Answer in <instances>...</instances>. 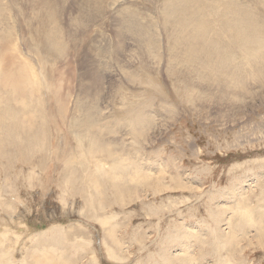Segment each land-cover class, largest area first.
<instances>
[{
  "label": "rangeland",
  "instance_id": "rangeland-1",
  "mask_svg": "<svg viewBox=\"0 0 264 264\" xmlns=\"http://www.w3.org/2000/svg\"><path fill=\"white\" fill-rule=\"evenodd\" d=\"M52 3L41 23L42 0H0V73L30 90L0 96V264H264V83L232 96L233 63L213 92L177 96L168 53L185 44L165 0ZM136 98L143 131L128 122ZM88 110L103 151L90 152ZM121 161L136 169L115 175Z\"/></svg>",
  "mask_w": 264,
  "mask_h": 264
},
{
  "label": "bare ground",
  "instance_id": "bare-ground-1",
  "mask_svg": "<svg viewBox=\"0 0 264 264\" xmlns=\"http://www.w3.org/2000/svg\"><path fill=\"white\" fill-rule=\"evenodd\" d=\"M165 1H166V4H165V12H164L165 19L164 20L166 22V27H167V28H165V30L173 27L176 30V33H175V35H173L172 39H175V41L178 40V41L182 42L183 44H185L184 45L185 47L184 46L181 47V45L177 46L175 51L168 53V58L175 59L177 62V66H179V67H176L175 65H168V67H167L171 71L170 75H171V78L173 81V86H177V87H174V94H176V92H177V96H178V94L180 95L181 93H183V91H185V92H187L186 94H191L192 96L194 94V96H196V95L201 94L200 91L206 90L207 88H209L213 92L214 89L216 88V86L215 85H209L208 86V84H210V83H207V81L209 82V80H211V83H212L215 80V77H217L216 74H220V73L225 74L224 72L226 70H229V68H231L233 66V63H234L235 68L237 67V69H238V70L236 69L237 70V72H235L236 75L234 76V75L230 74L231 71L233 70V68H232V70H230V73L228 72L229 75L226 74V75H228V78H230V79H228V81H229L228 85L226 84L227 87H229L230 90L232 89V90L236 91V92H232V96H238V97L245 96L246 95L245 88H248V86H250V84L252 82L256 86H257V83H264V17H260V16H264V14H260V11L258 9V7H259L258 5H257L258 6L257 12H254L255 11L254 9H250L251 7L249 8L247 6L241 5L240 3H237L236 0H165ZM254 1H256L257 4H260V7L264 11V0H254ZM54 2H55V0H54ZM52 4H53L52 0H42L41 5L44 7L41 8L42 6L41 7L37 6V8H39L41 11V20H40L41 23H42V20L46 19L47 17H51V19L56 18L54 7H51ZM206 8L210 12V16L212 17L213 21L210 18H209L210 19L209 21H207L205 19V17H208ZM56 12H57V10H56ZM132 21L136 22V18L133 17ZM162 23H163V21H162ZM134 27H135V23L132 26L133 30H134ZM150 34H151V32H149V36H150ZM144 41H145V39L143 40L141 38L139 40L140 43L138 42L139 45L143 46L145 44ZM49 43L55 47H58L61 45L59 40L56 37H54L53 35H49ZM120 44H122V43H120ZM148 44L150 45V47H152L153 45H156L157 43H156L155 37H150V39L148 40ZM148 44H146V46H148ZM169 47H171V46H169ZM140 48H142V47H140ZM148 48H149V46H148ZM155 53H156V51H155ZM233 56H235V59H232V58H234ZM144 57H145V55H144ZM184 57L186 60L183 61ZM160 58H161V56L157 55L155 60H158ZM172 62H173V60H172ZM238 62H241L239 64H242L243 66H241L239 64L235 65V63L237 64ZM171 64H173V63H171ZM144 66H146V65H144ZM147 70H149V68ZM183 70H185V72H183ZM186 70L188 72H186ZM144 71H146V69ZM152 71H154V69ZM135 73H134V76H135L134 78H136ZM1 74L2 73H0V96H2V94L6 95V93L8 91H10V92H8V93H10L8 95V100H12V96L15 97V94L17 96H21L22 94L25 95L24 91H26V90H28V93H30V90L28 89V87L24 83V81L22 80L21 76L16 75L15 69L4 72L3 75H1ZM155 74L158 75V71H156ZM138 75H139V73H138ZM183 75H185V77ZM249 75H250L249 79H251V77H252L253 81L248 80ZM181 76H183L184 78H181ZM223 76H225V75H223ZM151 77H152V75H151ZM226 77H224V80H226ZM142 80H144V78L139 79V81H142ZM180 80H182V81L180 82ZM202 81H205V83ZM216 81H217V79H216ZM230 81H231V83H230ZM222 83H224V81ZM222 83H221V85L218 86V88H220V89L224 88L225 89V87H223L224 85ZM145 84H142V85H145ZM159 84H160V86L162 85L161 82H159ZM6 88L8 89L7 92L5 91ZM153 88H155V87H153ZM161 88L156 87L155 90H157L158 92H163ZM228 89H225L226 94H224V95H226V96L228 95V93L226 92V90H228ZM140 91H144V88H142ZM248 91H251V90H248ZM208 93L210 94V92H208ZM164 94L165 93L163 92V95ZM206 94H207V92H206ZM209 94H208V97H209ZM248 94H249V92H248ZM251 94H252V91H251ZM251 94H249V96H250L249 99L253 98V97H251L252 96ZM139 96H141V95H139ZM172 96H174V95L172 94ZM199 96H201V95H199ZM204 96H205V94H204ZM204 96H202V98ZM196 97H198V96H196ZM219 97H220V93H219ZM162 98H164L162 100V101H164L165 97L162 96ZM173 98H175V97H173ZM220 98H222V96ZM92 99H94V98H92ZM167 99H169V98H167ZM167 99L165 101H167ZM185 99H184V101H185ZM236 99H238V98L236 97ZM172 100H174V99H172ZM195 100H198V99H195ZM202 100L203 99H201V101ZM239 100H241V98ZM123 101H124V99H123ZM134 101L136 102L137 105L138 104L139 105H138V108H135V110L133 111L134 112L133 115L132 116L130 115V117L128 118L129 119L128 122L132 126H136V125L140 126L141 130L143 131L144 129H146L147 127H150L152 125L153 120L150 119L151 116H149L148 114L146 115L145 112L142 113L143 109H146V106L144 108L143 103H141V101L137 98ZM154 101H155V99H154ZM210 101L211 100H208L207 103L209 102V104H212V103H210ZM126 103H127V101H126ZM166 103L167 102H164L163 104H166ZM214 103H216V100ZM149 104H150V102H149ZM213 104H212V106H213ZM219 104H220V102H219ZM167 105H168V103H167ZM170 105H172V104H170ZM178 105H179V103H178ZM243 105H244V103L242 104V106ZM230 106L232 107V104ZM166 107H168V106H166ZM236 107H238V106H236ZM86 108L88 109V107H86ZM133 108H134V106H133ZM174 108H177V107H174ZM203 108L204 107H202L201 109H203ZM208 108H209V106H208ZM167 110H169V108ZM176 110H174V111H176ZM241 110H243V109H241ZM170 111H172V110H170ZM190 111H192V109ZM221 111H224V110H221ZM235 111H237V110L235 109ZM88 112H89V114H88V116L86 115L87 117L83 122L85 123L84 126H88V128L91 129V133H92V135L90 134V132H88V133L85 132V134H84V135H86V137H88V139L92 140V142L90 143V146L91 147L93 146V148L91 149V147H90V149H91L90 152L95 153L97 150L103 151L105 146L102 145L103 143H101V140L94 133V131H96L95 128L98 126V124H97L98 120L94 115L92 116V113L94 111L92 113H90V110H88ZM224 113H225V111H224ZM225 115H223V116H225ZM223 116H221V117H223ZM0 120H1V118H0ZM16 121L19 124V121L18 120H16ZM0 124H3V123H0ZM9 124H10V122H9ZM19 126H21V125H19ZM133 129H136V128H133ZM92 130H94V131H92ZM80 134H82V132L78 133V135H80ZM132 136H134V135L132 134ZM78 137L83 138V135L78 136ZM20 138H22V137H20ZM31 138H32V136L30 137V139ZM135 138H136V136H135ZM122 163H124V161L120 162L121 165L118 163L119 164V165L117 164L118 167L115 166V168H116L114 171L115 175H117V174L122 175L123 172L125 171L126 176H127L128 174H131L134 169H136L135 167H131V168L129 167L127 170H125V166L122 165ZM121 180H123L124 183L129 184L128 180L123 179V178H121ZM126 190H129V188H126ZM124 192H125V190H124ZM59 238H61V241H62V236ZM55 239H57V237ZM43 261H44V259H43Z\"/></svg>",
  "mask_w": 264,
  "mask_h": 264
}]
</instances>
